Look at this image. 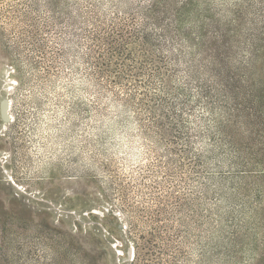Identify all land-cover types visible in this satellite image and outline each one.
<instances>
[{
  "label": "rangeland",
  "instance_id": "374dc122",
  "mask_svg": "<svg viewBox=\"0 0 264 264\" xmlns=\"http://www.w3.org/2000/svg\"><path fill=\"white\" fill-rule=\"evenodd\" d=\"M0 264H264V0H0Z\"/></svg>",
  "mask_w": 264,
  "mask_h": 264
},
{
  "label": "snow or ice",
  "instance_id": "6c2138e0",
  "mask_svg": "<svg viewBox=\"0 0 264 264\" xmlns=\"http://www.w3.org/2000/svg\"><path fill=\"white\" fill-rule=\"evenodd\" d=\"M199 23H200V21H198V20H196V19H193V21L191 22V23H189V24H187V25H185V27L188 29V30H193L194 28H198L199 27ZM214 37H213V35H209L208 37H207V39L209 40V41H211L212 39H213ZM178 83H179V81H178ZM61 91H62V89H61ZM75 99V98H74ZM80 100L82 101V102H87L88 103V105H89V107L91 106V102L89 101V99H88V97L87 96H82V97H80ZM5 103V106H6V102H4ZM5 119H7V116L5 115ZM99 161H97V163H98ZM144 163H147V161H144ZM87 166L88 167H94V165L92 164V162L91 161H89L88 162V164H87ZM128 171V169H124L123 170V172L124 173H126ZM123 174V173H122ZM118 215H119V213H118Z\"/></svg>",
  "mask_w": 264,
  "mask_h": 264
},
{
  "label": "bare ground",
  "instance_id": "6f19581e",
  "mask_svg": "<svg viewBox=\"0 0 264 264\" xmlns=\"http://www.w3.org/2000/svg\"><path fill=\"white\" fill-rule=\"evenodd\" d=\"M5 109V108H4ZM5 113V112H4Z\"/></svg>",
  "mask_w": 264,
  "mask_h": 264
}]
</instances>
